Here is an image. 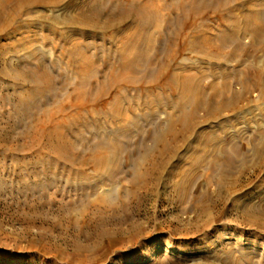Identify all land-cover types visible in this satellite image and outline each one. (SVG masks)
Instances as JSON below:
<instances>
[{
	"label": "rangeland",
	"instance_id": "1",
	"mask_svg": "<svg viewBox=\"0 0 264 264\" xmlns=\"http://www.w3.org/2000/svg\"><path fill=\"white\" fill-rule=\"evenodd\" d=\"M96 1L0 6V264H264V0H194L205 14L187 41L184 0H149L171 10L149 27L136 86L102 95L117 37L139 28L118 12L147 0ZM186 73L183 94L172 79Z\"/></svg>",
	"mask_w": 264,
	"mask_h": 264
},
{
	"label": "bare ground",
	"instance_id": "2",
	"mask_svg": "<svg viewBox=\"0 0 264 264\" xmlns=\"http://www.w3.org/2000/svg\"><path fill=\"white\" fill-rule=\"evenodd\" d=\"M7 2L9 1V0H6ZM6 1H4L5 2V4H3L4 2H2V3H0V6L2 7V9H5L6 8V6L8 5L7 3H6ZM11 1V0H10ZM16 1V0H15ZM66 0H28V2H30V4H35V6H36V4H38V5H40V6H44L45 8L47 7H56V6H59V4H61V3H64ZM99 1V0H98ZM98 1H96V2H98ZM100 1H102V0H100ZM130 0H128L127 2H129ZM138 1V0H137ZM137 1H136V3H137ZM141 1V0H140ZM220 1V0H219ZM227 1H229V0H226V2ZM238 0H235V2H237ZM1 2V1H0ZM20 2H22V1H20ZM19 1H18V3H20ZM178 2V1H177ZM244 2V1H243ZM93 3V2H92ZM101 3V2H100ZM117 3V2H116ZM115 3V4H116ZM220 3V2H219ZM219 3H217V4H219ZM228 3V2H227ZM227 3H225L224 2V4H226L227 5ZM241 3V2H240ZM7 4V5H6ZM9 4H10V2H9ZM68 4V3H67ZM102 4V3H101ZM200 4H202V2L200 3V2H195L194 0H184L182 3H180V6L178 7L180 10H182L181 11V13L183 12V14H182V16L180 15V20L178 21L179 23L177 24V26H178V34H177V36L175 35V37H178V38H182L183 39V41H187L188 39V37L186 36V34H185V36H183L184 35V33L182 34V32H183V28L184 27H188L189 26V28H190V26H191V30L193 29V27H195L196 25H197V21L205 14V9L204 10H202V8L200 7L201 5ZM230 4V3H229ZM233 4V3H232ZM16 5H18V4H16ZM27 5V4H26ZM91 5V4H90ZM95 5V4H94ZM103 5V4H102ZM121 5V4H120ZM126 5V4H125ZM207 5V4H206ZM19 6V8H20V6L21 5H18ZM61 6V5H60ZM124 6V5H123ZM127 6V5H126ZM208 6V5H207ZM210 6V5H209ZM224 6V5H223ZM27 7H29V6H27ZM34 7V6H33ZM117 7V6H116ZM122 7V6H121ZM125 7V6H124ZM123 7V8H124ZM206 7V6H205ZM227 7H230V6H225V8H227ZM244 7V6H243ZM15 8V7H14ZM13 8V9H14ZM30 8H32V7H29V9ZM69 8V7H68ZM101 8V7H100ZM224 8V7H223ZM223 8H222V6H220V5H217L213 10H216V9H222L223 10ZM224 8V9H225ZM16 9V8H15ZM14 9V10H15ZM24 9V8H23ZM25 9H27V8H25ZM103 9V8H102ZM119 9V8H118ZM125 9V8H124ZM161 9H166V10H169V7H166V6H162V5H156L155 3H153L152 1H149V0H147V1H145V2H141V3H139L138 5H130V6H127V8L125 9V10H122L120 13L118 12V14H120V17H119V21H118V25H122V24H124V22L125 21H128L127 19L128 18H130L131 16H134L135 18V20H136V23L137 24H139V28H137V29H135V30H130V32L127 30V31H124V32H121L122 34H120V36L119 37H117L118 39V42H119V50H118V53H116V57H117V59H119L118 61H120V63L118 64V65H116L115 67H114V69H113V75L111 76V78L109 79V81L106 83L107 84V88H105V89H102V93L100 94V95H102L103 93H106V94H108L107 93V89L108 88H114L115 86L117 87V88H120V91L121 90H123V89H125L126 87H135L136 86V83H137V76H136V73H139V71H141V63H140V57H142V50H141V46L147 41V45H149L148 43L149 42H154L153 41V39H152V37H150V29L151 28H149L150 26H152L153 24L155 25V23L156 22H160V20H161V17L159 16L160 15V12L159 11H161ZM6 10H8V9H6ZM6 10H4L3 12L5 13V11ZM28 10V9H27ZM92 10V9H91ZM96 10V9H95ZM104 10V9H103ZM171 10V9H170ZM169 10V11H170ZM173 10V9H172ZM8 11H10V10H8ZM17 11V10H16ZM23 11V10H22ZM70 11V10H69ZM120 11V10H119ZM218 11V10H217ZM251 11V10H250ZM15 12V11H14ZM97 11H95V13H96ZM251 12H254V11H251ZM19 14L18 15H21L20 13H22V12H18ZM67 13V12H66ZM78 13V12H77ZM100 13H102V12H100ZM233 13V12H232ZM232 13H231V15H232ZM240 13V12H239ZM245 13V12H244ZM16 14V12L14 13V15ZM22 14H24V13H22ZM94 14V13H93ZM92 14V15H93ZM98 13H96V15H97ZM170 14H171V12H170ZM234 14V13H233ZM242 14V13H241ZM247 14V13H246ZM249 14V13H248ZM247 14V15H248ZM264 14V13H263ZM6 15V14H5ZM108 16L110 15V13L109 14H107ZM111 15H113L112 13H111ZM115 15V14H114ZM167 15H169V14H167ZM235 15V14H234ZM233 15V16H234ZM246 15V16H247ZM257 15H258V13H257ZM261 15V14H260ZM251 16H253L252 15V13H251V15H250V17ZM255 16V15H254ZM0 17L2 18L3 16H1L0 15ZM20 17V16H19ZM94 17V16H93ZM97 17V16H96ZM102 17H103V15H102ZM115 17V16H114ZM235 17V16H234ZM233 17V18H234ZM249 17V18H250ZM256 17V16H255ZM257 17H260V16H257ZM38 18V17H37ZM69 18H72V16L71 17H69ZM117 18V17H116ZM115 18V19H116ZM168 18V17H167ZM232 18V19H233ZM236 18V17H235ZM248 18V19H249ZM15 19V18H14ZM18 19V18H17ZM66 19V18H65ZM68 19V18H67ZM77 19V18H76ZM75 18H74V20H76ZM84 19H85V17H84ZM98 19H99V17H98ZM97 19V20H98ZM131 19V18H130ZM237 19H241V18H238L237 17ZM237 19H233L234 21H236ZM248 19L247 18H245V21H246V23H248ZM252 19V17L250 18V20ZM259 19V18H258ZM69 20V19H68ZM68 20H67V22H68ZM78 20V19H77ZM95 20V19H94ZM107 20V19H106ZM109 20V19H108ZM117 20V19H116ZM169 20V19H168ZM229 21L231 20V19H228ZM227 20V21H228ZM249 20V21H250ZM15 21H16V19H15ZM87 21V20H86ZM90 21V20H89ZM115 21V20H114ZM228 21V22H229ZM239 21V20H238ZM238 21H236V22H238ZM241 22H242V20H240ZM244 20H243V22H245ZM0 22L3 24V22L0 20ZM65 22V21H64ZM67 22H66V24H67ZM77 22V21H76ZM75 22V23H76ZM79 22V21H78ZM172 22V21H171ZM233 22V21H232ZM251 23L252 22H255V23H257V20L256 21H250ZM249 22V23H250ZM0 23V26L2 25ZM69 23H70V21H69ZM68 23V24H69ZM83 23V22H82ZM109 23V22H108ZM126 23V22H125ZM161 23V22H160ZM165 23V22H164ZM174 23V22H173ZM225 23V22H224ZM234 23V22H233ZM249 23L247 24L248 25V27L250 28V26H249ZM250 23V24H251ZM64 24V23H63ZM65 24V25H66ZM67 24V25H68ZM74 24V23H73ZM79 24V23H78ZM85 24V23H84ZM117 24H114L113 23V25H117ZM136 24V25H137ZM162 24V23H161ZM176 24V23H175ZM237 24V23H236ZM236 24H232V25H236ZM240 24V23H239ZM239 24H237V25H239ZM244 24V23H243ZM4 25V24H3ZM72 25V24H71ZM82 25V24H81ZM86 25V24H85ZM87 25H88V23H87ZM141 25V26H140ZM158 25V23L156 24V26ZM245 25V24H244ZM247 25H245L246 27H247ZM253 25V29L256 27H254V24H252ZM257 26H259L258 25V23L256 24ZM77 26V25H76ZM91 26H92V24H91ZM96 26H98V25H96ZM105 26V25H104ZM112 26V25H111ZM111 26H109V27H111ZM81 27V26H80ZM92 27H94V25L92 26ZM106 27V26H105ZM114 27V26H113ZM259 27H262V26H259ZM2 28V27H1ZM8 28V27H7ZM6 28V29H7ZM81 28H83V27H81ZM89 28V27H88ZM97 28V27H96ZM102 28H104V27H102ZM108 28V27H107ZM135 28V27H134ZM177 28V27H176ZM258 28V27H257ZM5 29V30H6ZM87 29V28H86ZM112 29V28H111ZM154 29V28H153ZM152 29V30H153ZM156 29H158V28H156L155 27V30ZM259 29H261V28H259ZM263 29V28H262ZM261 29V31L262 32H264V30H262ZM4 30V31H5ZM93 30H94V28H93ZM104 30V29H103ZM151 30V31H152ZM181 30H182V32H181ZM255 30V29H254ZM102 31V30H101ZM123 31V30H122ZM133 31V32H132ZM256 31V30H255ZM254 31V33H256ZM6 32V31H5ZM153 32H154V30H153ZM224 32V31H223ZM225 34V33H224ZM224 34L222 35V36H224ZM233 34V33H232ZM261 34V33H260ZM263 34V33H262ZM227 35V34H226ZM226 35H225V37L224 38H226ZM255 35V34H254ZM258 35H259V33H258ZM258 35H256L255 37H257ZM183 36V37H182ZM263 36V35H262ZM219 37V36H218ZM260 37V36H259ZM263 38H264V36H263ZM208 40V39H207ZM230 40V39H229ZM259 40V39H258ZM261 41V40H260ZM260 41L259 42H257V43H260ZM193 42H196V41H193ZM192 43V42H191ZM224 43V42H223ZM225 43H226V41H225ZM224 43V44H225ZM263 43V42H262ZM223 44V45H224ZM74 45H75V43H74ZM71 46V45H70ZM77 46V45H76ZM75 46V47H76ZM198 46H200V45H198ZM72 47H73V44H72ZM74 47V50L76 49ZM239 47H240V45H239ZM200 47H198V49H199ZM257 48V47H256ZM73 49V48H72ZM259 49H260V47H259ZM264 49V48H263ZM78 50V49H77ZM209 50V49H208ZM219 50H220V48H219ZM211 51H213V50H211ZM223 51V50H222ZM199 52L200 53H203L200 49H199ZM175 53V52H174ZM219 54H220V52H218ZM225 53V52H224ZM171 54H172V52H171ZM209 54V53H208ZM236 54H237V52H236ZM77 56V55H76ZM86 56V55H85ZM169 56H171L170 55V51H169ZM222 56V55H221ZM233 56V55H232ZM73 58H74V56H72ZM81 57H83V56H81ZM80 57V58H81ZM217 57V56H216ZM77 58V57H76ZM90 58V57H89ZM172 58H173V56H172ZM171 58V59H172ZM210 58V57H209ZM223 58V57H222ZM221 58V59H222ZM75 59V58H74ZM144 59V58H143ZM235 59V58H234ZM78 60V59H77ZM175 60V59H174ZM74 61V60H73ZM83 61H84V59H83ZM90 61V60H89ZM93 62V61H92ZM73 63H75V62H73ZM168 66L170 65V63L169 64H167ZM166 65V66H167ZM161 69V68H160ZM167 70V69H166ZM83 71H85V70H83ZM87 72V71H86ZM226 72V71H225ZM254 72V71H253ZM263 72V71H262ZM262 72H260V73H262ZM231 73V72H230ZM248 73V72H247ZM163 74V73H162ZM83 75V74H82ZM179 75V74H178ZM230 75V74H229ZM85 76H86V74H85ZM195 76V75H194ZM193 76V77H194ZM240 76V75H239ZM87 77V76H86ZM175 78L174 79H172V83H174V85H175V87L177 88V89H179L180 91H182L183 92V94H185V90H186V88H187V86L190 84V82H191V74H188V73H186V74H183V79H182V81H181V85H180V82H179V80L180 79H178V76L176 75V76H174ZM227 77V76H226ZM196 78V77H195ZM85 79V78H84ZM197 79V78H196ZM195 79V80H196ZM256 81H255V83L257 82V85H259L258 83H260V81L262 80L261 79V77L259 76V75H256ZM83 80V79H82ZM194 80V81H195ZM85 81V80H84ZM86 82V81H85ZM196 82H198V81H196ZM228 82V81H227ZM248 82V81H247ZM220 83V82H219ZM260 84H262V83H260ZM228 85V84H227ZM255 84H251V85H249V86H246L245 87V91L244 92H240V93H237V94H234L231 98H223L222 99V102H218L216 99H211L212 101V110H211V115L212 116H215V117H218L221 113H222V111H229V110H232V111H236L237 110V105L241 102V101H243L242 99H244L245 97H246V93H248L249 92V90L251 89V87L252 86H254ZM84 86V85H83ZM194 87H193V89L196 91L195 92V95H196V97H195V100L194 101H196V102H199V103H201L200 101H202L204 98H203V91L202 92H200V90H199V87H198V83L197 84H195L194 83V85H193ZM264 86V85H263ZM213 87V86H212ZM192 89V90H193ZM214 89V88H213ZM212 89V90H213ZM110 90V89H109ZM117 90V89H116ZM264 90V89H263ZM214 91V90H213ZM192 92V91H191ZM190 92V93H191ZM220 92V91H219ZM100 93V92H99ZM217 93V92H216ZM230 95H232V91H230ZM250 93V92H249ZM84 94V93H83ZM181 95H183L182 93H180ZM218 94V93H217ZM217 94H215L216 96H218ZM105 95V94H104ZM226 95V94H225ZM227 96H228V94H227ZM86 97V96H85ZM98 97H100V96H98ZM183 97H185L184 95H183ZM81 98H83L84 99V96L83 97H81ZM209 98V97H208ZM217 98V97H216ZM221 98H222V96H221ZM220 98V99H221ZM210 99V98H209ZM218 100H219V98H217ZM93 100H96V98L94 97V99ZM116 100V99H115ZM118 99H117V101H115L114 103V106L112 105L111 107H112V111H113V113H114V115H116L117 117H118V119H120V120H122L123 119V115H124V113H123V111H122V109L120 108V104L118 103ZM219 103V104H216V103ZM122 103V102H121ZM199 103H197V104H199ZM198 106V105H197ZM196 107V106H195ZM198 109V108H197ZM111 110V109H110ZM190 112V111H189ZM195 121H196V118H195V111H192V113H190V114H188V115H185V125H186V127H185V130L186 131H191V129H192V126H193V124L195 123ZM126 132V131H125ZM124 135V134H123ZM65 136V135H64ZM65 138V137H64ZM121 139V138H120ZM65 143V142H64ZM51 145V144H50ZM55 145H57V144H55ZM52 146H54V145H52ZM168 146V145H167ZM69 147V146H68ZM51 148V147H50ZM65 148V147H64ZM52 151H54L56 154H59V153H61L62 152V150L61 149H58V148H52ZM64 152V151H63ZM221 157V156H220ZM201 158H202V156H201ZM231 164V163H230ZM233 165V164H232ZM231 165V166H232ZM249 210V209H248ZM201 214H203V213H201ZM262 214V213H261Z\"/></svg>",
	"mask_w": 264,
	"mask_h": 264
}]
</instances>
